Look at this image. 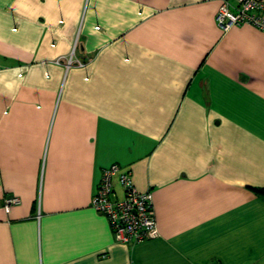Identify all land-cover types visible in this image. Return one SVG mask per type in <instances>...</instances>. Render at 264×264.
<instances>
[{
    "label": "crops",
    "instance_id": "1",
    "mask_svg": "<svg viewBox=\"0 0 264 264\" xmlns=\"http://www.w3.org/2000/svg\"><path fill=\"white\" fill-rule=\"evenodd\" d=\"M220 5L0 0V264H264V31ZM114 164L157 239L92 209Z\"/></svg>",
    "mask_w": 264,
    "mask_h": 264
},
{
    "label": "built area",
    "instance_id": "2",
    "mask_svg": "<svg viewBox=\"0 0 264 264\" xmlns=\"http://www.w3.org/2000/svg\"><path fill=\"white\" fill-rule=\"evenodd\" d=\"M217 24L223 31L244 25L264 31V0H221ZM115 183L121 187V198L116 197ZM18 202L15 198L7 200L6 211ZM91 207L106 217L118 243L135 246L160 236L153 194L140 192L132 173L117 164L102 171Z\"/></svg>",
    "mask_w": 264,
    "mask_h": 264
},
{
    "label": "trees",
    "instance_id": "3",
    "mask_svg": "<svg viewBox=\"0 0 264 264\" xmlns=\"http://www.w3.org/2000/svg\"><path fill=\"white\" fill-rule=\"evenodd\" d=\"M256 192H258L261 195H264V189H256Z\"/></svg>",
    "mask_w": 264,
    "mask_h": 264
}]
</instances>
